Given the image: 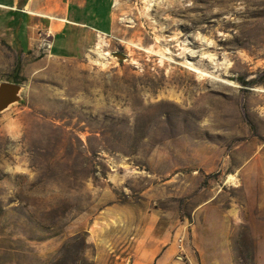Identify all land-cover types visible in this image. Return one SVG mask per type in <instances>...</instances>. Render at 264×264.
I'll return each instance as SVG.
<instances>
[{
	"label": "rangeland",
	"instance_id": "rangeland-1",
	"mask_svg": "<svg viewBox=\"0 0 264 264\" xmlns=\"http://www.w3.org/2000/svg\"><path fill=\"white\" fill-rule=\"evenodd\" d=\"M115 2L77 48L0 5V264H264V0Z\"/></svg>",
	"mask_w": 264,
	"mask_h": 264
},
{
	"label": "crops",
	"instance_id": "crops-1",
	"mask_svg": "<svg viewBox=\"0 0 264 264\" xmlns=\"http://www.w3.org/2000/svg\"><path fill=\"white\" fill-rule=\"evenodd\" d=\"M115 3V0H0V5L15 10L22 21L33 22L35 26L45 21L55 37L78 38L74 41L76 48L83 40L114 32ZM102 40L97 44L105 42Z\"/></svg>",
	"mask_w": 264,
	"mask_h": 264
},
{
	"label": "water",
	"instance_id": "water-1",
	"mask_svg": "<svg viewBox=\"0 0 264 264\" xmlns=\"http://www.w3.org/2000/svg\"><path fill=\"white\" fill-rule=\"evenodd\" d=\"M124 58V56L119 55ZM26 85L11 80L0 81V114L24 101Z\"/></svg>",
	"mask_w": 264,
	"mask_h": 264
},
{
	"label": "bare ground",
	"instance_id": "bare-ground-1",
	"mask_svg": "<svg viewBox=\"0 0 264 264\" xmlns=\"http://www.w3.org/2000/svg\"><path fill=\"white\" fill-rule=\"evenodd\" d=\"M103 41V40H102ZM99 42V41H98ZM106 44V42H102V43H98L96 48L97 53L99 54V57L102 59H106L107 55L109 54L108 51H104L103 47ZM195 67V66H194ZM195 69H197V67H195ZM198 70V69H197Z\"/></svg>",
	"mask_w": 264,
	"mask_h": 264
},
{
	"label": "trees",
	"instance_id": "trees-1",
	"mask_svg": "<svg viewBox=\"0 0 264 264\" xmlns=\"http://www.w3.org/2000/svg\"><path fill=\"white\" fill-rule=\"evenodd\" d=\"M22 76H21V71H20V68L17 69L15 72H14V77L12 78L11 81H14V82H21L22 80Z\"/></svg>",
	"mask_w": 264,
	"mask_h": 264
}]
</instances>
